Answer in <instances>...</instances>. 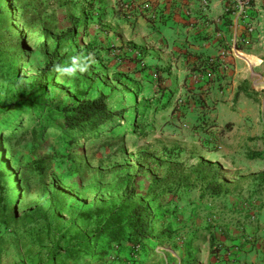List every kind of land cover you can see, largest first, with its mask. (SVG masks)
I'll list each match as a JSON object with an SVG mask.
<instances>
[{"label":"rangeland","instance_id":"1","mask_svg":"<svg viewBox=\"0 0 264 264\" xmlns=\"http://www.w3.org/2000/svg\"><path fill=\"white\" fill-rule=\"evenodd\" d=\"M234 5L241 33L187 52L175 73L173 64L154 61L155 49L166 47L145 39L153 30H139L145 44L136 40L137 16L125 0L112 6L106 0H13L14 27L26 26L19 36L4 32L0 105L30 99L73 107L102 94L127 121L134 107L143 132L127 123L75 145L60 130L47 131L38 143L24 131L26 118L14 138L0 130V163L17 192L15 214L0 218V264H264V183L248 176L264 170V0H226V11ZM83 14L86 22H75ZM72 26L74 41L55 43ZM46 43L60 58L54 72ZM143 151L186 167L213 160L236 186L220 196L184 188L167 197L152 223L155 231H171L162 244L132 247L124 237L105 245L107 255L96 263L48 259L94 235L104 217L98 211L112 210L125 195L126 176L136 177L130 200L142 195L149 183L148 174L136 173Z\"/></svg>","mask_w":264,"mask_h":264},{"label":"trees","instance_id":"2","mask_svg":"<svg viewBox=\"0 0 264 264\" xmlns=\"http://www.w3.org/2000/svg\"><path fill=\"white\" fill-rule=\"evenodd\" d=\"M28 7L30 6L25 5L24 13L26 14H29ZM15 14L13 0H0V49L7 44L4 32L19 36V30L26 26V23L22 22L17 24L20 28L15 29L13 18ZM75 22H86V14L80 15ZM73 28L74 26L67 33L56 36L55 43H61L63 39L74 41ZM42 47L48 56V69L54 72L60 58L51 55V43H46ZM71 55L72 52L67 58ZM51 75L52 73L48 76ZM133 110L134 107L127 121L124 119V112L113 111L107 104L106 96L102 94L92 100L81 101L76 106L63 108L34 103L30 99H19L8 107L0 105V130L7 133L5 138H14L22 123V118H26L28 124L24 131L30 132L32 138L38 143L43 141L46 136L44 133L47 131L60 130L68 142L78 145L81 137L98 136L96 134L99 131H106V128L120 126L125 129L127 123H130L133 128H138L135 132L141 134L143 129L138 127L140 116L137 111ZM226 124L229 129L230 123ZM80 144V157L86 163L84 144ZM138 163L136 173L149 175V183L142 195L133 201L130 200L137 192L136 177L126 176L129 183L124 191L125 195L112 210L100 209L98 211L104 217L102 223L95 228L94 235L91 238L80 237L78 244L68 246L57 254L52 251L48 259L61 257L78 262L80 259L88 258L96 263L104 260L103 258L107 255L105 245L112 242L119 243L124 237L132 247L148 245L150 240L155 241L154 245L162 244L164 240L170 239L171 231L161 229L155 231L152 223L156 220L154 209L169 204L167 197L175 196L178 190L184 188L198 189L200 197L220 196L230 193L236 186L235 182H229L223 178L222 166L213 160L201 159L194 165L186 167L182 161L155 156L152 151H143ZM0 166H2L0 167V218H7L15 214L14 198L17 192L15 186L11 188L7 186L9 181L6 170L3 169L2 163ZM6 169L11 170V175L14 174V169L9 167ZM248 176L259 184L264 183V170ZM130 184L133 185L130 186ZM94 212H96L95 209L87 211L86 214L91 216Z\"/></svg>","mask_w":264,"mask_h":264},{"label":"crops","instance_id":"3","mask_svg":"<svg viewBox=\"0 0 264 264\" xmlns=\"http://www.w3.org/2000/svg\"><path fill=\"white\" fill-rule=\"evenodd\" d=\"M117 0H106L112 6ZM129 11L136 14L135 36L138 42L152 39L157 47L152 54L157 63H180L194 48L205 50L204 45L218 41L229 32L241 33V14L234 5L227 12L226 0H125ZM100 5V4H98ZM224 15L231 17V26L224 24ZM153 30L145 39L139 30ZM176 73V72H175Z\"/></svg>","mask_w":264,"mask_h":264},{"label":"built area","instance_id":"4","mask_svg":"<svg viewBox=\"0 0 264 264\" xmlns=\"http://www.w3.org/2000/svg\"><path fill=\"white\" fill-rule=\"evenodd\" d=\"M249 30H252V28H249Z\"/></svg>","mask_w":264,"mask_h":264},{"label":"bare ground","instance_id":"5","mask_svg":"<svg viewBox=\"0 0 264 264\" xmlns=\"http://www.w3.org/2000/svg\"><path fill=\"white\" fill-rule=\"evenodd\" d=\"M249 59V58H248ZM252 62V61H251ZM255 63V62H254Z\"/></svg>","mask_w":264,"mask_h":264}]
</instances>
